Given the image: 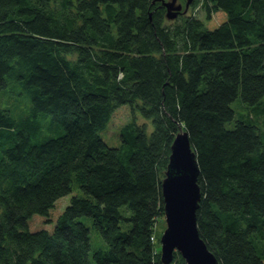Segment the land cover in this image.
Here are the masks:
<instances>
[{"label": "trees", "instance_id": "1", "mask_svg": "<svg viewBox=\"0 0 264 264\" xmlns=\"http://www.w3.org/2000/svg\"><path fill=\"white\" fill-rule=\"evenodd\" d=\"M153 1L0 0V264H162L161 182L180 132L200 238L217 264H264V0H193L207 19L224 12L214 30ZM122 106L108 147L100 133ZM73 191L51 231L28 230Z\"/></svg>", "mask_w": 264, "mask_h": 264}, {"label": "water", "instance_id": "2", "mask_svg": "<svg viewBox=\"0 0 264 264\" xmlns=\"http://www.w3.org/2000/svg\"><path fill=\"white\" fill-rule=\"evenodd\" d=\"M165 8V18L173 20L181 10L176 0H155ZM153 1V3L155 2ZM192 0H186L185 8ZM185 12V11H184ZM198 167L187 134H177L170 147L164 179L161 182L165 229L160 242L162 264H170L178 253L185 264H217L213 254L200 238L196 210L200 201L197 184Z\"/></svg>", "mask_w": 264, "mask_h": 264}, {"label": "rangeland", "instance_id": "3", "mask_svg": "<svg viewBox=\"0 0 264 264\" xmlns=\"http://www.w3.org/2000/svg\"><path fill=\"white\" fill-rule=\"evenodd\" d=\"M164 1H169V0H164ZM197 6L190 7L189 13H194L195 16L200 18L202 21L204 28L207 30H214L219 26L221 22L225 20V14L222 11L215 12L211 15L209 19H207L204 16V13L201 11V9ZM237 101H234L232 103V108L236 111L237 114ZM22 109L24 107H21ZM128 112V114H127ZM128 116V118H127ZM130 119L129 115V109L128 106H122L119 107L113 115V118L107 128L100 133V138L103 140V142L108 146V147H117L120 144V138H119V130L123 124H125L128 120ZM142 122V121H141ZM149 124V123H148ZM73 195H81V192L79 191H73L71 195H66L60 199H58L54 207L50 209L49 211V219L51 220L50 222H45V218L34 215L32 218L28 220V230L31 232L38 231V230H47L51 231L53 229L54 223L57 220V217L64 211V209L68 206L70 197ZM81 221L86 225H90V221L87 220L86 218H81ZM165 229V221L164 219L162 222H159L156 224V247L158 248L160 252V236ZM90 245H91V250H97L103 247V243L101 239L94 233H90Z\"/></svg>", "mask_w": 264, "mask_h": 264}, {"label": "flooded vegetation", "instance_id": "4", "mask_svg": "<svg viewBox=\"0 0 264 264\" xmlns=\"http://www.w3.org/2000/svg\"><path fill=\"white\" fill-rule=\"evenodd\" d=\"M192 2H193V0H192L191 3L189 4V6H188L187 8H185L186 0H176L175 5H180V6H181V10H180V12L178 13V16L186 15L187 12L189 11V8L191 7ZM184 11H185V12H184ZM178 16H177V17H178Z\"/></svg>", "mask_w": 264, "mask_h": 264}]
</instances>
